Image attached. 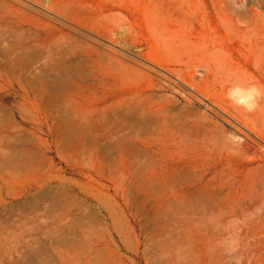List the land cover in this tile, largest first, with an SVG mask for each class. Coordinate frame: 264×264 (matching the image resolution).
Wrapping results in <instances>:
<instances>
[{
	"label": "rangeland",
	"instance_id": "374dc122",
	"mask_svg": "<svg viewBox=\"0 0 264 264\" xmlns=\"http://www.w3.org/2000/svg\"><path fill=\"white\" fill-rule=\"evenodd\" d=\"M182 1L186 15L180 27H194V34L215 39L236 63L244 64L246 55L254 59V48L264 45V0H173L172 5ZM50 4L0 0V31L7 23H20L33 43L72 44L83 52L74 61H83L79 69H67V74L76 73L71 78L85 74V51L98 53L96 59L112 69L120 62L134 71V77L108 75L78 88L71 97L78 113L126 98L137 81L155 75L165 79L169 58L158 56L150 62L145 57L149 51L164 52L151 46L152 30L158 27L149 13L150 0H61L53 9ZM252 13L256 21L247 25L242 18ZM15 37L5 40L9 47ZM37 48L29 49L31 68L22 76L20 66L6 61L0 49V149L14 155L12 167L0 160V264H264V135H239L212 112L206 98L180 96L176 86L168 85L165 92L179 98V107L196 108L201 118L215 123V137L200 139L205 145L215 140V147L195 153L184 140L185 127L171 124L177 139L151 140L149 149L156 153L149 152L155 157L139 173L133 167L138 164L135 156L111 148L115 123H97L85 137L63 127L72 109L57 106L62 103L56 96L69 92L71 80ZM251 62L246 68L264 89V66ZM39 68L45 70L46 91ZM256 92L260 96L259 87ZM8 141L11 147H5ZM24 149H30L29 157ZM16 165L24 167L13 168ZM188 169L202 174L201 184L186 183ZM149 179L155 188L146 187Z\"/></svg>",
	"mask_w": 264,
	"mask_h": 264
},
{
	"label": "bare ground",
	"instance_id": "6f19581e",
	"mask_svg": "<svg viewBox=\"0 0 264 264\" xmlns=\"http://www.w3.org/2000/svg\"><path fill=\"white\" fill-rule=\"evenodd\" d=\"M28 1L38 2L39 0ZM150 2L152 5L150 6L151 8L149 13L153 15L154 26L158 27L155 30L151 29V40L153 41L151 46L153 49H162L164 52L154 53V51H149L145 57L150 62H154L155 58L158 56H167L169 58L171 67L170 65H167L165 68L167 73L165 75L166 80L164 79V81L162 80L163 78L160 79L159 77V79H155V75L154 77L144 79L142 82L137 81L135 84L132 83V85L129 86L130 94L126 98L119 99L114 102H109V100H107L104 105L98 106L90 111L87 110L85 111V114L83 112L78 113V104L77 102H73L71 98L73 93L77 91L78 88L84 86L85 84L87 86L94 85V82L96 81L102 82L105 80V77H108V75H121L122 73H125L128 74V76L131 75L134 77V71L128 70V67L124 66L120 62H117V64L113 66L114 69H112L110 64H102L100 62L101 60L96 59V57H99L98 53L93 54L94 51L86 53L87 51H85L84 61L87 63L85 74L83 76L78 74L76 77L74 76L71 78V76L76 73L73 72L71 75L70 73L67 74V72L70 68H80V63H82L83 60L81 62L74 61V57L83 54V52L75 49L70 43L67 44L68 46L63 45L62 43L58 44L61 46L55 47H49L48 45L41 46L38 43H33L31 39L26 36V29L22 27L20 23L12 25L7 23V29H5V31L8 35L5 31H0V43L2 44L5 40L8 41L7 38L10 35L17 37L15 45L13 46L11 44L13 47H9L5 41L6 44L0 48L2 57L11 65L20 66L19 75L22 76L26 69L31 68V64H28V58L33 54H28V51H31L29 49L34 48L36 50V47L42 48L41 55L46 59L54 60V62L56 61V65L62 67L67 74V77L65 74L63 75L66 77V81L71 80V83L69 82L70 84L67 87L69 92L65 95L61 93L64 96L59 94V96L61 95V98L58 97V95L56 96L62 104H58V102L56 104L55 99L57 98H54L53 96V98L51 97L53 103L60 106V108L64 106L67 107V109H72L73 119H66L62 121L63 123L60 122L64 124L63 127L70 129L71 133L75 136L85 137L87 132L90 133L92 127L97 123L104 124V127H111L112 124L115 123L118 125V129L113 130V128H111V132L109 134L110 138L114 141L111 148L119 154L122 153V156H124V153H129L132 157L135 156V160L136 162L138 160V164H134L133 167L139 173H143L152 165L150 160L152 157L150 156L149 151L154 153H156V151L151 148L149 149L148 143L151 140L177 139L174 132H172V129H174L172 125L178 126V124H180L185 127L188 133L185 135L184 140L187 144H189V148H191L195 153L199 154L200 152H205V150H213V147H215V140H213L214 142L209 145H205L200 142V139L206 134H210L211 138L215 137V123L207 117L201 118V115L194 110L196 108L192 110L191 108L186 107V105L179 107V100H177L179 98L174 99L175 97L170 95L171 93L168 92V94L165 92L169 90L168 85L176 86L179 90L176 91V93L180 96H185L186 98L202 96L203 98H206L211 104L212 112L218 115L225 123L234 126L235 131L239 135H243L248 139L250 138L246 131L255 132L258 135H264V89L261 85H258L259 80L257 77L249 73L246 68L249 61H252L251 63L257 68L264 66V45L259 46L258 49L254 48V51L256 50V53H254V59H252L250 55H246L243 57L245 60L244 64L241 62L236 63L229 53V50L223 45L218 44L215 39L212 38V40L210 39L207 41L205 36H200L199 33L194 34V27H189L190 29L180 27V23L184 21L183 19H185L186 15L185 9L182 8L183 1L179 2L177 6L172 5L173 0H171V3L162 0H150ZM61 5V0H51L50 8L53 9L56 6ZM67 6L69 7V5ZM172 8H174V10H172ZM166 13L168 15H166ZM234 16L233 18H236ZM189 20L192 21L194 19ZM236 20L238 21V19ZM242 20L247 25L248 23L252 24V22L256 21V16L253 13L249 16L246 14ZM1 23L2 17L0 16V24ZM193 23L194 21L191 24ZM91 31L97 36L106 38V36H102L100 34V30L98 31L96 29H92ZM33 50L32 53L35 52V50ZM35 53L37 54L38 52L36 51ZM243 53L245 54V51ZM26 55H30L29 57L27 56V60ZM63 57L70 59V62L66 63V61L63 60ZM77 58L79 59V57ZM111 64H114V62ZM43 68H45V66ZM39 70H41V73L38 72L37 75L39 74V80L44 84L43 88L46 91L48 90V84L45 82L46 80L44 79V74H42V71L44 72L45 70L40 68ZM29 71L32 70L30 69ZM33 71L36 72V70ZM31 74L33 75L32 72ZM60 75L62 76L61 73ZM63 82L65 84V81ZM258 87L261 92L260 96L257 95L259 92H256ZM71 111L69 110L68 112L70 113ZM68 114L66 112V115ZM64 115L65 114H63V116ZM127 129L128 131H126ZM12 144L13 143L9 141L5 142V147H11ZM141 145L143 147H141ZM1 149L0 160L9 167V162H12L11 160L14 155L11 157L3 150L4 148L2 150ZM29 150L30 149H24L22 152L28 156ZM105 153L107 154V151ZM140 157H145L146 159H143L144 161L141 162ZM16 159L17 155L15 160ZM19 159H21V157ZM13 165L15 164L13 163ZM23 165L25 166L24 163ZM24 166L16 165L13 168L21 169ZM10 167L12 166L10 165ZM184 174H186L187 184H201L203 176L198 173V170L195 169L194 171H191L188 169ZM149 180L146 181V187L155 188L153 186V179ZM204 201L206 200L204 199Z\"/></svg>",
	"mask_w": 264,
	"mask_h": 264
}]
</instances>
